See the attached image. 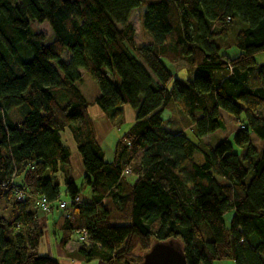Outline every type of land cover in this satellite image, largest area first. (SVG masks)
Segmentation results:
<instances>
[{"label":"trees","instance_id":"obj_1","mask_svg":"<svg viewBox=\"0 0 264 264\" xmlns=\"http://www.w3.org/2000/svg\"><path fill=\"white\" fill-rule=\"evenodd\" d=\"M139 6L149 39L137 45ZM44 22L49 35L34 26ZM233 29L236 55L222 50ZM263 53L264 0H0V199L12 208L0 215V264H61L41 254L38 212L15 189L58 212L59 246L87 233L76 260L138 264L171 240L187 264H264ZM85 74L99 87L92 101ZM126 105L134 118L107 161L96 119L118 126ZM169 106L193 138L164 126ZM223 113L239 122L231 140L204 143Z\"/></svg>","mask_w":264,"mask_h":264},{"label":"rangeland","instance_id":"obj_2","mask_svg":"<svg viewBox=\"0 0 264 264\" xmlns=\"http://www.w3.org/2000/svg\"><path fill=\"white\" fill-rule=\"evenodd\" d=\"M144 10H145L144 6H139L135 9H133L130 13V16H129V21L133 24L135 32H136L135 42L137 45H140V44L148 41V39H149V36L146 35V33L142 30L141 23H140V15L142 14V12ZM34 26L38 30L45 33L46 35H49L51 33L49 26L46 22L40 23V24H35ZM235 33H236V30H234V29L228 33L227 41L225 42V45L227 47L226 46L224 48L222 47L223 48L222 50H225L230 55H236L238 53V50L234 46V41H233ZM67 57H68V55H67V53H65L64 58H67ZM256 58H257V61L259 63H264V53L257 55ZM164 63L167 66V68L172 70L171 66H169V64L166 60H164ZM116 79H117V77H116ZM79 87H80L82 93L85 95V97L89 101H92L94 99V97L99 94L98 85L95 83V81L93 79H91V77H89L86 74L83 75V79L79 82ZM93 108H94V106L90 108V114L92 115V117L95 118L96 117V111ZM98 112H99L98 113L99 116H101L99 109H98ZM179 112L180 111H178L174 107L173 108H171L170 106L167 107L165 109V111L163 112V117L165 118V120L169 119V117H170L171 122L166 123V121H165L164 126H166L169 123L167 125V128L173 129V130L182 129L183 131H185V134L188 137L193 138V133L190 130V126L186 122H184L185 120L183 121V116L185 117L186 114L184 115L183 113H179ZM181 114H183V115H181ZM223 115H224L225 120H226L225 128L216 131V133H214V134L205 136L203 138L204 143L209 144V145H216L219 142H221L222 139L231 140V135H232L234 129H236V127L239 125V122L236 119H234V117H232L226 113H223ZM101 117L103 119H101ZM101 117L96 119L98 138L100 140L101 147H102V150H103L104 155H105V160H109V158L111 157L110 152L112 153L115 142L124 133V131L128 128V126L131 122H130V120L128 121L127 119H125V116H124L123 121H122V123L119 124V126H113V125H109L108 121H106L103 116H101ZM250 138H251V141H252L254 147L256 149H259L260 148V141L256 137H254L253 135H250ZM63 140L66 143H67V140L70 141V136L68 135V133L63 134ZM70 145L73 146L72 141L70 142ZM198 160H199V158H198ZM75 165H76V163L74 164V166ZM74 169L77 170V171H75V175H77V176L81 175L80 171H79L80 169H78L77 166ZM63 197L64 196L61 195V199L66 200ZM40 217H43V215H41ZM230 217H231V215L228 214L226 216V220H229ZM77 237H78V235H76V233H75L73 235V239H75L77 242H79ZM42 245H41V248L45 247ZM65 260H67L68 262H66ZM69 262L71 264H90L88 262H84V260H82L81 258L76 260L75 258H69V257L67 259H64V261L61 262V264H70ZM91 264H98V262L93 260L91 262ZM215 264H234V263L230 260H224V261L215 262Z\"/></svg>","mask_w":264,"mask_h":264},{"label":"crops","instance_id":"obj_3","mask_svg":"<svg viewBox=\"0 0 264 264\" xmlns=\"http://www.w3.org/2000/svg\"><path fill=\"white\" fill-rule=\"evenodd\" d=\"M93 109L96 111V117L98 118L99 116L98 108L94 106ZM123 112H124L125 119H127L128 121L130 120L131 122L134 118V114L128 105L123 107ZM12 118L13 120L18 121L20 119V112L13 111ZM108 123L109 125H112L110 124V122ZM110 155L111 157L107 161H110L112 159L111 152H110ZM11 214H12V208H11L10 201L7 200L6 198L0 199V215L9 217L11 216ZM57 214L58 212L52 209L51 212L47 216H43L39 219V224L43 229V237L41 240V245L43 244L42 246H45L41 248V245H40V252L43 256H48L49 258L55 259L61 263L64 261V259H67L68 257L69 258H71V256L74 257L78 249L81 247V243L73 239L72 241H69L64 247L59 246L57 242V237L53 231V223H54V219L56 218ZM65 261L68 262L67 260ZM91 262H88V263L91 264Z\"/></svg>","mask_w":264,"mask_h":264},{"label":"water","instance_id":"obj_4","mask_svg":"<svg viewBox=\"0 0 264 264\" xmlns=\"http://www.w3.org/2000/svg\"><path fill=\"white\" fill-rule=\"evenodd\" d=\"M138 264H187L181 246L174 241L153 243Z\"/></svg>","mask_w":264,"mask_h":264},{"label":"built area","instance_id":"obj_5","mask_svg":"<svg viewBox=\"0 0 264 264\" xmlns=\"http://www.w3.org/2000/svg\"><path fill=\"white\" fill-rule=\"evenodd\" d=\"M75 160L73 161L74 164L75 162H77V160L76 161ZM124 172L126 175H130V170L126 169ZM14 178H15V172L13 173L11 177L12 182ZM15 198L17 201H20V202L25 201V199H31L33 201V205L35 209L38 212L39 219L41 218L40 217L41 215L46 216L51 212L50 203L42 195L32 197L29 194H27L25 191H23L22 189H15ZM57 203L60 209H65L68 205L67 201L65 200H59ZM76 235H78L77 239L80 243L84 242L87 239V233L84 230L76 232Z\"/></svg>","mask_w":264,"mask_h":264}]
</instances>
